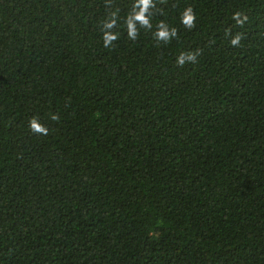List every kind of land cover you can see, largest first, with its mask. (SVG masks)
Segmentation results:
<instances>
[{"label":"trees","instance_id":"obj_1","mask_svg":"<svg viewBox=\"0 0 264 264\" xmlns=\"http://www.w3.org/2000/svg\"><path fill=\"white\" fill-rule=\"evenodd\" d=\"M132 4L0 0V264H264V0Z\"/></svg>","mask_w":264,"mask_h":264},{"label":"clouds","instance_id":"obj_2","mask_svg":"<svg viewBox=\"0 0 264 264\" xmlns=\"http://www.w3.org/2000/svg\"><path fill=\"white\" fill-rule=\"evenodd\" d=\"M155 7V0H133L132 10L126 14L123 27L126 28L127 36L131 40H135L138 33L139 27H144L146 29H151L153 27L151 21L153 17L150 14V9ZM196 15L191 6L185 7L180 13V23L183 24L186 28H192L194 26V21ZM232 19L235 21V24L243 27L248 20V16L244 10L235 11L232 13ZM119 21V16L116 11H113L109 14L108 18L103 21L102 28V41L103 46L106 48H111L112 41L118 39V33L109 31L113 29ZM155 38L159 41L168 42L177 35L175 27H170L167 23L161 20L156 25V30L153 33ZM242 33L237 32L232 36L229 43L232 46H236L242 40ZM197 53L193 52H181L180 55L176 58V63L180 66H183L185 62H195ZM51 119H58L56 114L51 115ZM29 128L31 131L40 133L42 135H47V128L42 125L36 117H33L29 121Z\"/></svg>","mask_w":264,"mask_h":264}]
</instances>
